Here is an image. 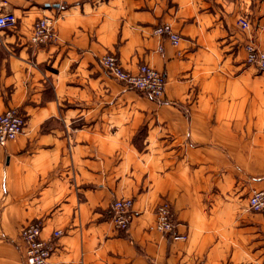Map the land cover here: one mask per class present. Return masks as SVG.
<instances>
[{
  "label": "crops",
  "instance_id": "0c3cea01",
  "mask_svg": "<svg viewBox=\"0 0 264 264\" xmlns=\"http://www.w3.org/2000/svg\"><path fill=\"white\" fill-rule=\"evenodd\" d=\"M0 12L17 19L0 32V113L25 121L0 145V264H26L19 234L34 220L51 264H264L247 208L264 190V71L244 64L245 44L264 51V0H0ZM42 17L56 40L33 46ZM163 25L178 47L154 34ZM105 53L162 73L163 97L109 77ZM115 199L133 201L124 232ZM164 200L184 240L154 229Z\"/></svg>",
  "mask_w": 264,
  "mask_h": 264
},
{
  "label": "built area",
  "instance_id": "2783aa9c",
  "mask_svg": "<svg viewBox=\"0 0 264 264\" xmlns=\"http://www.w3.org/2000/svg\"><path fill=\"white\" fill-rule=\"evenodd\" d=\"M17 19L11 12H0V32L15 27ZM242 30L249 28V23L244 18L238 20ZM158 36L166 35L173 47H178L180 36L171 31L167 25L154 29ZM56 40V33L51 19L42 17L37 19L29 36V43L33 46L46 45ZM244 63L259 71H264V51L254 43L245 44ZM100 68L112 79L123 83L129 89H134L147 97L159 100L164 95L165 77L154 68L141 64L136 73L125 70L117 57L112 53H105L98 57ZM25 126L24 116L20 109L12 107L0 113V145L14 141L23 133ZM247 208L250 212L261 216L264 224V190H252L247 199ZM108 218L117 231H127L133 219V201L131 199H115L107 211ZM154 229L173 239H185V236H177L174 232V213L171 203L167 200L157 205L154 211ZM42 223L32 221L24 225L20 230V241L25 250L26 264H51L50 256L54 246L50 240L41 238ZM61 230L54 231L53 238H59Z\"/></svg>",
  "mask_w": 264,
  "mask_h": 264
},
{
  "label": "rangeland",
  "instance_id": "374dc122",
  "mask_svg": "<svg viewBox=\"0 0 264 264\" xmlns=\"http://www.w3.org/2000/svg\"><path fill=\"white\" fill-rule=\"evenodd\" d=\"M245 64V63H244ZM246 66H248L247 64H245ZM118 82V81H117ZM120 83V82H119ZM121 84H123V83H121ZM124 85V84H123ZM125 86V85H124ZM126 87V86H125ZM128 88V87H127ZM129 89V88H128ZM129 90H132V91H134V92H136V93H139V94H141V95H143L141 92H139V91H137V90H134V89H129ZM264 124V123H263ZM263 133H264V130H263ZM250 139H248V141H249ZM263 140V139H262ZM262 142H264V140L262 141ZM263 150H264V144H263ZM252 191V190H251ZM251 191H250V193H251ZM258 218H260L258 215H256ZM34 221H38V220H34Z\"/></svg>",
  "mask_w": 264,
  "mask_h": 264
}]
</instances>
